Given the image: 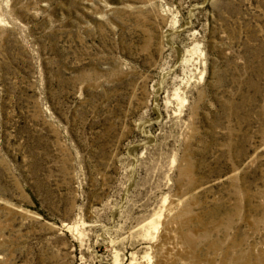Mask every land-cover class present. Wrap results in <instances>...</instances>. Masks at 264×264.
<instances>
[{
  "label": "rangeland",
  "instance_id": "374dc122",
  "mask_svg": "<svg viewBox=\"0 0 264 264\" xmlns=\"http://www.w3.org/2000/svg\"><path fill=\"white\" fill-rule=\"evenodd\" d=\"M0 264H264V0H0Z\"/></svg>",
  "mask_w": 264,
  "mask_h": 264
}]
</instances>
